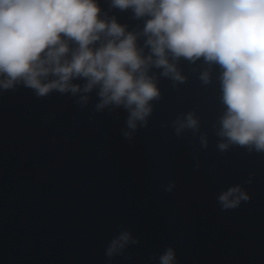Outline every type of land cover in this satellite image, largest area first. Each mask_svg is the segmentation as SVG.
<instances>
[{"label":"clouds","instance_id":"clouds-1","mask_svg":"<svg viewBox=\"0 0 264 264\" xmlns=\"http://www.w3.org/2000/svg\"><path fill=\"white\" fill-rule=\"evenodd\" d=\"M111 3L121 10L131 8L137 18L150 17L143 32L151 55L142 57L136 37L126 34L115 19H100L96 0H0V87L9 89L22 82L38 96L53 90L75 94L98 88V107L122 106L129 113L128 126L134 129L135 121L150 114L149 101L159 96L146 74L149 65L182 81L167 55L188 60L203 57L222 69V100L227 110L220 121V135L230 143L264 151V0ZM102 33L109 39L93 47ZM69 42L76 47L70 49ZM201 78L207 82V73ZM76 79L85 81L82 89L72 83ZM186 126H197L191 114ZM219 147L223 150L227 145ZM238 191L232 188L219 197L225 208L239 203L229 200ZM241 198L247 199L243 193ZM129 243L138 240L128 231L120 233L110 241L107 257L123 255ZM159 260L173 264V250L167 249Z\"/></svg>","mask_w":264,"mask_h":264}]
</instances>
